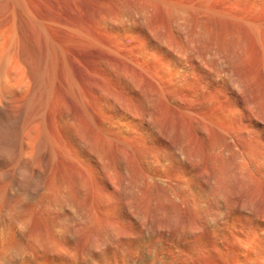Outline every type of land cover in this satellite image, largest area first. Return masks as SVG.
<instances>
[{
	"label": "rangeland",
	"instance_id": "obj_1",
	"mask_svg": "<svg viewBox=\"0 0 264 264\" xmlns=\"http://www.w3.org/2000/svg\"><path fill=\"white\" fill-rule=\"evenodd\" d=\"M0 264H264V0H0Z\"/></svg>",
	"mask_w": 264,
	"mask_h": 264
}]
</instances>
